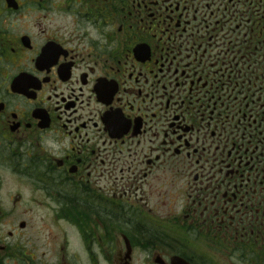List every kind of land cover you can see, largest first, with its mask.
Segmentation results:
<instances>
[{"label": "flooded vegetation", "instance_id": "1", "mask_svg": "<svg viewBox=\"0 0 264 264\" xmlns=\"http://www.w3.org/2000/svg\"><path fill=\"white\" fill-rule=\"evenodd\" d=\"M28 216L116 264H264V0H0V264Z\"/></svg>", "mask_w": 264, "mask_h": 264}, {"label": "rangeland", "instance_id": "2", "mask_svg": "<svg viewBox=\"0 0 264 264\" xmlns=\"http://www.w3.org/2000/svg\"><path fill=\"white\" fill-rule=\"evenodd\" d=\"M26 218L33 226L32 230L25 231L24 236L25 239L28 238L24 246V254L28 256L27 264H116L103 259L106 248H103V256L96 246L91 247L92 254L88 249L82 248L76 234L66 223L61 221L55 223L51 217L28 216ZM113 253L114 250L111 254ZM144 255L145 253H141L138 256ZM93 257L94 260H91ZM134 264L147 263H140L136 259Z\"/></svg>", "mask_w": 264, "mask_h": 264}, {"label": "water", "instance_id": "3", "mask_svg": "<svg viewBox=\"0 0 264 264\" xmlns=\"http://www.w3.org/2000/svg\"><path fill=\"white\" fill-rule=\"evenodd\" d=\"M172 264H188L186 261H184L183 259L179 258V257H173L171 260Z\"/></svg>", "mask_w": 264, "mask_h": 264}, {"label": "clouds", "instance_id": "4", "mask_svg": "<svg viewBox=\"0 0 264 264\" xmlns=\"http://www.w3.org/2000/svg\"><path fill=\"white\" fill-rule=\"evenodd\" d=\"M65 146H67V145H66V142H65ZM54 147H55V146H54Z\"/></svg>", "mask_w": 264, "mask_h": 264}]
</instances>
